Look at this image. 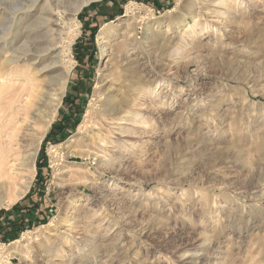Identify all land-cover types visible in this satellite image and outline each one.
<instances>
[{
	"label": "rangeland",
	"instance_id": "374dc122",
	"mask_svg": "<svg viewBox=\"0 0 264 264\" xmlns=\"http://www.w3.org/2000/svg\"><path fill=\"white\" fill-rule=\"evenodd\" d=\"M76 22L0 264H264V0H94Z\"/></svg>",
	"mask_w": 264,
	"mask_h": 264
},
{
	"label": "bare ground",
	"instance_id": "6f19581e",
	"mask_svg": "<svg viewBox=\"0 0 264 264\" xmlns=\"http://www.w3.org/2000/svg\"><path fill=\"white\" fill-rule=\"evenodd\" d=\"M36 1H12L8 26L0 31V134L6 137L0 139V208L29 187L41 136L56 116L74 66L76 15L94 0H75L70 8L65 0H46L44 12L31 19ZM22 16L28 20L23 29Z\"/></svg>",
	"mask_w": 264,
	"mask_h": 264
},
{
	"label": "trees",
	"instance_id": "16d2710c",
	"mask_svg": "<svg viewBox=\"0 0 264 264\" xmlns=\"http://www.w3.org/2000/svg\"><path fill=\"white\" fill-rule=\"evenodd\" d=\"M115 1H117V0H115ZM125 1V0H124ZM79 18L80 19H84V13H83V11L82 12H80L79 13ZM95 29H97L96 28V25L91 29V31H90V37H89V42L91 43V41H93V34L95 33ZM64 104H66V105H68V108L69 109H71L75 104H76V102L75 101H68L67 99H65L64 100ZM79 109V108H78ZM75 114V113H74ZM57 128V127H56ZM54 133H56V130H55V127L54 126H52L51 128H50V130H49V132H48V135H47V137H49V136H51L52 134H54ZM37 166L38 167H40L41 166V159H39L38 160V163H37ZM40 181V172H38L37 173V175H36V178H35V180H34V183H33V186H36L37 185V183ZM43 184H44V181L42 182ZM32 186V187H33ZM30 197H31V192H29V193H27L24 197H23V199H22V201H25L26 199H30ZM21 201V202H22ZM17 205H14L13 207H12V209H11V211H13V210H16L17 209ZM32 207H34V205H32ZM8 225L10 226V227H12V225H15V223L14 222H9L8 223ZM20 229H25V228H23V227H20ZM1 230H3V227H0V231ZM6 230H5V234H6ZM17 236L16 235H11L10 237H5V239H8L9 241L10 240H12V239H14V238H16Z\"/></svg>",
	"mask_w": 264,
	"mask_h": 264
}]
</instances>
